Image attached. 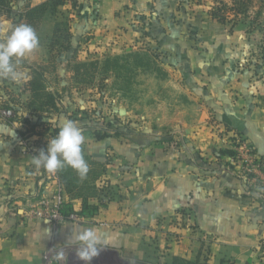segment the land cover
<instances>
[{
	"label": "crops",
	"instance_id": "obj_1",
	"mask_svg": "<svg viewBox=\"0 0 264 264\" xmlns=\"http://www.w3.org/2000/svg\"><path fill=\"white\" fill-rule=\"evenodd\" d=\"M43 1L22 3L34 6ZM67 2L71 17L81 18L76 25L78 34L94 27V32L111 37L131 13L146 21L151 17L149 7L155 6L152 15L162 18L167 7L174 10L175 0ZM126 6L130 8L123 13L128 16L118 24L117 14ZM133 31L129 28L127 33ZM28 98L27 93L22 95L23 101ZM210 101L214 111L205 108L207 115L201 119L214 113L218 123L190 122L186 111H181L176 125L179 142L163 138L161 132L101 140L86 138L83 133L84 152L105 167L103 176L94 182V196L89 197L98 210L83 213L81 198L68 194L64 187L65 209L70 205L82 220L68 219L60 224L26 214L29 204L56 191L52 171L32 163L52 137L45 134L43 126L31 130L29 124L10 121L0 114V264H51V256L63 249H69V255L65 253L66 259L55 260V264L69 259L76 263L80 258L72 237L85 228L95 230L102 240L107 238L112 249L131 248L138 225L145 228L140 229L143 235L171 231L176 239L175 257L201 262L198 249L201 251L205 243L212 264H264V193L242 174L232 155L221 152L235 151L233 138L241 135L264 156V108L223 92L211 96ZM52 116V126H60V115ZM30 145L32 153H24ZM56 173L61 180L58 170ZM103 181L110 185L103 186Z\"/></svg>",
	"mask_w": 264,
	"mask_h": 264
},
{
	"label": "rangeland",
	"instance_id": "obj_2",
	"mask_svg": "<svg viewBox=\"0 0 264 264\" xmlns=\"http://www.w3.org/2000/svg\"><path fill=\"white\" fill-rule=\"evenodd\" d=\"M218 1L232 6L235 0H175L174 10L167 7L162 18L152 15L155 6L149 7L151 17L146 21L129 11L126 18L123 12L130 8L126 6L117 21L126 18L127 22L118 25L111 37L94 32V27L85 32L81 28L83 33L78 34L81 18L71 17L70 3L58 6L31 26L38 46L24 57H13L16 70L24 73L21 82L0 77V111L8 109L4 103L8 92H18L29 80L32 66L43 70L47 89L63 97L62 108L78 126H107L121 132V137L161 132L163 138L179 142L180 112L186 111L190 122L218 123L214 113L201 118L207 115L204 109L211 107V96L222 92L264 108V4L251 0L239 15L229 10L222 24L209 14ZM13 4L10 14L0 13V42L15 26L26 24L17 17L18 6L24 7L22 0ZM129 28L138 33H127ZM68 34H72V47L66 50ZM83 62L86 66L78 74L76 66ZM83 133L93 138L92 130ZM239 138L248 142L246 136ZM106 185L110 184L103 181ZM138 227L131 248L105 246L91 261L74 263L68 258L64 264H180L174 261L176 239L171 231L143 235L142 226ZM205 245L204 253L198 249L203 261L190 264H212ZM68 250L62 251L69 255ZM51 261L55 264V256Z\"/></svg>",
	"mask_w": 264,
	"mask_h": 264
},
{
	"label": "trees",
	"instance_id": "obj_3",
	"mask_svg": "<svg viewBox=\"0 0 264 264\" xmlns=\"http://www.w3.org/2000/svg\"><path fill=\"white\" fill-rule=\"evenodd\" d=\"M14 0H0V13L10 14L14 9ZM67 0H45L37 5L31 6L30 4H23L24 7L18 6L19 12H17L18 20L25 21L27 25L37 26L45 16L53 9L57 8L60 5L66 4ZM251 0H235L232 6L218 1L219 4H215L212 9L209 11L210 16L217 20L218 22L225 24L228 20L227 11L232 10L235 15L247 10V2ZM264 4V0H261ZM72 34H68L67 43L64 48L66 50L72 47ZM86 66V63L77 64L76 69L79 74L80 67ZM31 67V66H30ZM33 74L22 88L18 89V92H8L9 98L4 101L6 108L14 112V118L10 121H15L17 118L18 121H23L30 125L31 130L37 126H43L45 128V134H48L52 138L55 137L59 131V125L54 124L51 120L45 118L51 116L53 113H58L61 119H70L73 120L70 114L65 111L62 107L63 97H61L56 92L49 91L47 89V80L46 76L40 68H35L32 66ZM27 93L29 95L28 100L23 101L22 95ZM43 121V122H42ZM45 121V122H44ZM83 131L93 132V137L97 140L104 139L109 136L121 137V132L112 131L107 126H103L100 129L89 126H79ZM30 131V130H29ZM110 131V132H109ZM92 134V133H91ZM82 155L89 166V171L86 178L81 179L77 172L69 167L65 166L62 169H58L60 178L66 192L71 195H75L82 200V212L96 213L98 207L89 202L90 195L94 196L95 194V185L94 182L99 179L105 173L104 163L98 160L92 159L91 156L84 152V147L81 145ZM223 154H229L234 156V150H221ZM190 157V155H189ZM193 159L190 157V162ZM92 182V184H91ZM65 214L75 213L73 208L66 207L64 210ZM174 261L178 263L190 264L191 261L185 258H179L174 256Z\"/></svg>",
	"mask_w": 264,
	"mask_h": 264
},
{
	"label": "clouds",
	"instance_id": "obj_4",
	"mask_svg": "<svg viewBox=\"0 0 264 264\" xmlns=\"http://www.w3.org/2000/svg\"><path fill=\"white\" fill-rule=\"evenodd\" d=\"M38 46V37L30 25L20 24L15 26L7 38L0 42V77L20 83L24 73L16 70L13 57L21 58ZM83 130L77 123L64 119L55 137L48 140L46 150L41 149L33 157L32 163L37 168H44L55 172L65 166L73 168L81 179L86 178L89 166L82 155L81 145L84 143ZM73 241L77 243V256L83 261H91L102 249L107 246L108 240L93 229H79L74 232ZM66 259L64 252L59 251L56 261Z\"/></svg>",
	"mask_w": 264,
	"mask_h": 264
},
{
	"label": "built area",
	"instance_id": "obj_5",
	"mask_svg": "<svg viewBox=\"0 0 264 264\" xmlns=\"http://www.w3.org/2000/svg\"><path fill=\"white\" fill-rule=\"evenodd\" d=\"M1 115L5 118H14V112L10 109H3L0 111ZM235 146L234 160L240 164V170L247 179L253 184L257 185L264 193V156L260 155L256 148L249 142L235 136L233 140ZM33 146L30 145L25 148L24 153H32ZM55 176L57 188L51 197L42 196L39 200L29 204L26 212L28 216L37 219L47 220L54 224L63 223L66 220L80 222L82 217L76 213L65 214V189L64 184L58 177V174L52 172Z\"/></svg>",
	"mask_w": 264,
	"mask_h": 264
}]
</instances>
